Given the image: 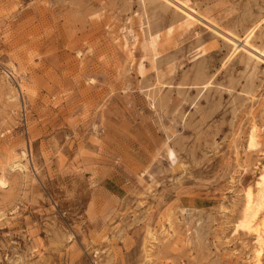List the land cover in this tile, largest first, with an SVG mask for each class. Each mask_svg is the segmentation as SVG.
Here are the masks:
<instances>
[{
    "label": "rangeland",
    "instance_id": "obj_1",
    "mask_svg": "<svg viewBox=\"0 0 264 264\" xmlns=\"http://www.w3.org/2000/svg\"><path fill=\"white\" fill-rule=\"evenodd\" d=\"M176 2L264 50V0ZM232 52L166 0H0V264H254L264 58Z\"/></svg>",
    "mask_w": 264,
    "mask_h": 264
},
{
    "label": "bare ground",
    "instance_id": "obj_2",
    "mask_svg": "<svg viewBox=\"0 0 264 264\" xmlns=\"http://www.w3.org/2000/svg\"><path fill=\"white\" fill-rule=\"evenodd\" d=\"M166 1L169 4L174 5L183 14L186 21H189L190 23H195V22L200 23V24L204 25L207 29H210L214 34L219 35L224 40H226L228 43H230L232 45V48H233V52H232L233 55H235V53H237L239 51H244L247 55L252 56L253 58L255 57L256 60L257 59L260 60V59L264 58V50L256 49L255 47H253L249 44L251 34H247L243 39L236 37L234 34H232L230 32H227V33L224 32L225 35H222L218 31L213 29V28H216V26H215V24H213V22H211V20L201 16L194 9L186 6L185 4H182L181 2L180 3L176 2V0H166ZM187 24H189V23L187 22L186 25ZM211 27H213V28H211ZM137 68H138L139 72H141L143 70L141 63L139 64V66ZM143 71L145 72V70H143ZM257 129H259V128H257L254 124H252V126H250V128H249L248 148H250V149H254L256 147ZM18 162H17V164H15L13 162L14 163L13 167L15 169L16 168L17 169L24 168V166L21 164H18ZM0 184L4 186V182L2 180H0ZM252 237L254 239V243H253V247H252L251 258H252L254 264H260L261 259L264 258V233L254 231ZM262 260H264V259H262Z\"/></svg>",
    "mask_w": 264,
    "mask_h": 264
}]
</instances>
